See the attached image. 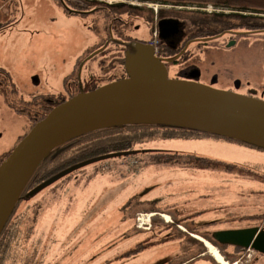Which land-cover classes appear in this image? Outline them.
Wrapping results in <instances>:
<instances>
[{
	"label": "rangeland",
	"instance_id": "374dc122",
	"mask_svg": "<svg viewBox=\"0 0 264 264\" xmlns=\"http://www.w3.org/2000/svg\"><path fill=\"white\" fill-rule=\"evenodd\" d=\"M82 21L61 17L56 22L37 19L0 31V82L12 100H29L43 94L57 101L66 93L65 78L72 74L79 57L98 40ZM234 38V42L229 41L225 35L205 45L192 44L193 57L170 66L169 78L194 80L222 90L229 89L237 80L262 89L264 31ZM110 57L96 52L84 56L78 68L80 80L86 81L95 74L94 82L105 80V83L122 76L120 69L102 68ZM99 60L104 62L99 64ZM193 64L199 67V76L179 73ZM7 73L11 79L4 83ZM69 87L74 91L75 84ZM29 126L28 118L10 108L0 91V156L19 143L29 132ZM144 146L196 153L237 164H261L260 168H264L263 150L219 139H165L147 141ZM146 162L147 159H141L126 174L108 172L87 182L86 176L80 175L91 173L90 167L87 174L78 172L60 183L53 189L54 194L51 190L42 195L41 201L46 204L43 211L35 215L34 207L30 208L29 221L25 223L34 224L32 233L40 232L43 240L45 237L52 240L44 264H165L180 252V240H185L191 251L179 262L200 254H205L203 259H214L205 243L195 236L218 248L212 232L239 229L256 222L264 224L258 222V216L264 217V176L238 169L227 172L190 168L180 162L144 165ZM134 195L141 203L132 210L122 209ZM153 207L159 208L158 211ZM166 214L170 221L163 217ZM253 214L257 217H248ZM34 217L36 220H32ZM177 220H181V226L173 223ZM166 238L175 242L162 245L161 239ZM137 239H143L145 246L149 242L156 246L144 249L134 258L119 256L110 260ZM229 251L232 249L224 253L232 255ZM197 260L195 264H206L201 258Z\"/></svg>",
	"mask_w": 264,
	"mask_h": 264
},
{
	"label": "water",
	"instance_id": "95a60500",
	"mask_svg": "<svg viewBox=\"0 0 264 264\" xmlns=\"http://www.w3.org/2000/svg\"><path fill=\"white\" fill-rule=\"evenodd\" d=\"M177 26L172 19L163 26ZM171 60V59H167ZM127 77L80 91L53 107L0 163V233L30 178L60 143L79 134L110 126L154 122L197 128L264 148V100L222 90L194 80L172 79L150 44H140L126 63ZM108 156L70 166L40 183L44 189L75 170ZM223 244L252 247L264 254V231L255 228L217 231Z\"/></svg>",
	"mask_w": 264,
	"mask_h": 264
},
{
	"label": "trees",
	"instance_id": "16d2710c",
	"mask_svg": "<svg viewBox=\"0 0 264 264\" xmlns=\"http://www.w3.org/2000/svg\"><path fill=\"white\" fill-rule=\"evenodd\" d=\"M205 2L211 3L214 6L222 4L233 8L236 11L255 14V16L238 13H230L224 16H219L217 13L207 15V22H203L204 27L207 28L205 26L207 24L209 29H213L207 35H211V33L216 31L218 32L220 27H224L225 29H255L263 27H258V25L264 24V0H205ZM208 40L209 39H206L205 41L207 42ZM170 47V45L168 47L165 43H162L160 48V53L163 56H167L168 59L169 56L172 55ZM181 56L182 54L177 57V60ZM81 63L82 58L80 57L75 63L72 74L68 75L64 80L66 87L71 86L72 83L75 84L74 91H72L73 93H71L70 97L82 90L89 91L103 85L102 82H94L92 78L81 82L78 77V68ZM7 79H11L8 73L6 74V78L3 80L4 83ZM69 83L70 85H68ZM0 91L4 94L5 100L10 108H12L16 113L24 115L28 118L30 123L29 129H31L38 121L42 120L54 106L70 98H60L57 101H54L51 96L41 94L35 95L29 100L19 99L18 101H14L9 97L10 92L7 93L5 91V87L1 85V82ZM13 91H15V88H13ZM189 138L219 139L248 145L264 151V148L213 132L187 126L154 122L110 125L74 136L55 146L44 158L27 183L19 202L0 233V264L45 263L44 258L48 253L50 245L53 243L52 240L48 239V237H45L43 240L41 234H39L40 232L34 234V230L32 233V229L34 227L33 223H31L33 224L31 226H29L30 222L28 224L25 223V220L29 221L28 214L30 208L32 209V207H34L33 210H36L35 215L42 212L44 209L43 205H46L41 201L43 198L42 195L55 189L60 185V183H64L63 181L71 179L75 173L85 171L84 173L87 174L86 171H88L90 167H92L91 173H88L87 175H80V177L86 176L85 178L87 182L92 180L95 176L108 172L120 174L124 171V174H126L131 167H137L140 160L143 158L147 159V162L144 163V165L180 162L190 168H217L227 172H233L238 169V172L243 170L255 173L256 175L262 177L264 176V168L261 169L259 166L261 164H256L254 166L237 164L234 162L200 156L196 153L144 146V143L147 141L156 142L157 140L165 139ZM10 152L0 156V163ZM100 156L108 157L79 168L62 177L52 185L34 192L35 188L40 183L58 172L79 162ZM112 163H116V165L119 164V167L114 166ZM51 194H54V190ZM136 200H140L138 199V196H132L121 206V208L127 210L131 204L137 202ZM32 220H36V217L32 218ZM174 224H181V220H177ZM25 226L26 228H23Z\"/></svg>",
	"mask_w": 264,
	"mask_h": 264
},
{
	"label": "flooded vegetation",
	"instance_id": "af4514ba",
	"mask_svg": "<svg viewBox=\"0 0 264 264\" xmlns=\"http://www.w3.org/2000/svg\"><path fill=\"white\" fill-rule=\"evenodd\" d=\"M210 7L212 9H210ZM213 13H217L219 16L228 15L230 13L255 16L253 13L236 11L222 4L214 6L211 3H206L205 0H0V31H5L9 28L10 30L14 29L12 28L13 26L23 21L47 19L56 22L59 17L64 20H71L73 18L82 19L83 25H85L88 28L87 30L98 39L80 56L82 61L84 56L90 55L93 52L101 53L104 56H111L110 61L102 68L106 66L113 71L120 69L122 71V76L112 79L115 81L125 78V76L127 77L126 63L128 57L137 52L140 44H151L154 36H157L158 39L157 56L164 62L168 70L170 66H177L179 63H185L193 57L191 45L194 43L200 46L205 45L210 40L225 35L228 36L229 41H235L234 35L237 36L246 33L251 34L256 31H264V24H259L258 27H263L255 29H225L224 27H220L218 32L216 31L211 33V35H207L213 29H209L207 24L205 25L207 28H205L203 22H207V15H212ZM167 19L176 21L177 26L172 25L171 22L168 26H163V31L167 32V35L165 37H160V21ZM141 34H145L146 37H143ZM206 39L209 40L206 42ZM162 43H165L168 47L169 45L171 46V56H174H169L171 60H167L168 57L160 53ZM181 54L182 56L177 60V57ZM103 62L104 60H99V64ZM179 73L187 77L190 75H195L197 77L200 74V69L197 65L193 64L180 70ZM94 75L95 74H91V76H93L91 77L92 79ZM86 80H88V77ZM103 81L105 80L96 81V83H103ZM110 81H106L105 83ZM66 88V93L60 96L62 99L70 97L71 93H73L71 90L72 87ZM227 90L264 100V87H262V89H257L253 86L244 84L242 81L234 80V83ZM136 201L137 202L134 204H131V210L141 203L138 200ZM130 207H128V209ZM154 209H156L154 211H158L157 209L159 208L155 207ZM165 209L162 210L165 211ZM248 217L254 218L257 216L253 214ZM258 222L264 223V217L261 215L258 216ZM169 226L170 228L172 227V225ZM255 227H257L259 231H264V224L257 222L242 228ZM215 232H212V238L219 248H217V250L228 263L234 264L232 259L238 256L236 261L237 264H264L263 253L256 251L252 247L242 248L220 243L214 238ZM196 237L202 242L205 240L199 236ZM161 240L162 245L167 242H175L167 238ZM180 242V252L168 259L165 264H195L198 261L197 258H201L206 264H218L215 259H203L205 254H200L198 257L179 262L178 260L186 257L191 251L190 246L187 245L185 240H180ZM152 244V242H149L145 246V241L140 239L133 245L127 246L120 255H114L110 260L119 258V256L121 258H134L144 249L150 248V246H156ZM229 248H231L232 251L228 253L232 255L224 253V250ZM248 252H253L254 255Z\"/></svg>",
	"mask_w": 264,
	"mask_h": 264
},
{
	"label": "bare ground",
	"instance_id": "6f19581e",
	"mask_svg": "<svg viewBox=\"0 0 264 264\" xmlns=\"http://www.w3.org/2000/svg\"><path fill=\"white\" fill-rule=\"evenodd\" d=\"M163 217L166 218L167 221H170V217L166 214L163 215ZM205 245L209 248V252L211 253V255L214 257V259L219 263V264H230L228 263L223 257L222 255L219 253V251L217 250L216 247H214L210 242L204 240ZM234 264H237L234 262Z\"/></svg>",
	"mask_w": 264,
	"mask_h": 264
},
{
	"label": "crops",
	"instance_id": "0c3cea01",
	"mask_svg": "<svg viewBox=\"0 0 264 264\" xmlns=\"http://www.w3.org/2000/svg\"><path fill=\"white\" fill-rule=\"evenodd\" d=\"M160 148V147H159Z\"/></svg>",
	"mask_w": 264,
	"mask_h": 264
}]
</instances>
